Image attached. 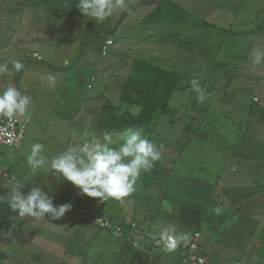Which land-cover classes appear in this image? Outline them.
<instances>
[{
  "label": "rangeland",
  "instance_id": "1",
  "mask_svg": "<svg viewBox=\"0 0 264 264\" xmlns=\"http://www.w3.org/2000/svg\"><path fill=\"white\" fill-rule=\"evenodd\" d=\"M161 1L126 0L128 11L120 10L107 21L96 23L80 13L78 0H0L1 62L18 59L17 50L23 43L33 50L40 43L41 53L50 61L44 65L46 76H55L56 70L63 73L55 87L47 80L29 83L34 91L24 117L29 121L26 137L20 148H0L6 158L0 163L2 168L8 167V161L13 169L16 165L28 169L25 157L33 141L44 143L45 154L51 156L70 144L72 137L83 139L86 131L100 135L90 125L101 117V102L118 103L127 82L125 73L134 60L153 62V50L168 45L163 43V33L153 35L156 25L142 24ZM170 1L182 7L189 19L186 24H171L172 35L181 41L191 38L192 43L176 63L164 65L180 74L183 84L155 131L143 132L164 146L154 169L174 173L163 196L174 193L182 198L175 204L177 212L168 217L185 222L189 234L201 231L213 251L235 258L247 248L252 224L264 219V65L254 68L251 64L253 49L264 48V0ZM19 25L29 30V38L21 39L25 34L20 30L9 43V30ZM106 38H112L115 45L103 56ZM47 39V44H42ZM170 44L177 50L184 46ZM5 55L8 59L4 60ZM4 77H0V88L10 83L9 77ZM192 79H198L206 90L204 103H198L197 94L190 91ZM54 88L61 92L56 102L51 100ZM48 171L44 168L34 174ZM144 173L136 191L124 199L130 207H140L150 194L154 198L161 194V190L146 189ZM66 186L71 192L76 190L69 183ZM184 203L186 214L181 208ZM218 206L220 215L214 212ZM1 208L5 209L4 204ZM83 218L85 224L79 226L80 215L71 208L59 220L48 216L29 221L36 225L41 221L42 235L35 233L38 229L23 230L18 225L13 240L1 234L0 255H7L10 243L17 264H27L26 256L35 262L33 256H40L47 264H94L93 259L96 264H173L160 248L153 250L155 257L144 256L141 261L117 250L111 257L105 256L107 244L117 242L88 216ZM79 253L85 259L79 260ZM209 256L213 258L212 251Z\"/></svg>",
  "mask_w": 264,
  "mask_h": 264
},
{
  "label": "clouds",
  "instance_id": "2",
  "mask_svg": "<svg viewBox=\"0 0 264 264\" xmlns=\"http://www.w3.org/2000/svg\"><path fill=\"white\" fill-rule=\"evenodd\" d=\"M76 7L84 17L96 23L107 21L120 10L128 11L126 0H78ZM251 56L254 68L264 65V48L253 49ZM24 70L25 65L20 59L0 62V77L12 72H24L26 75ZM46 80L55 87L54 75H47ZM190 91L197 94L198 103H204L208 98L198 79L190 81ZM32 103V97L18 90L14 84L0 88V118L13 120L25 117ZM163 147L149 139L142 128L126 127L104 131L102 135L86 131L82 141L70 143L64 150L51 156L45 154L44 143L33 141L25 158L30 171L50 168L83 195L100 201H121L136 191L142 172L150 171L155 162L161 160ZM9 185L7 200H0V203L6 202L20 218L38 221L50 216L52 220H59L71 211V203L55 206L49 193L42 187H33L25 194L21 191L25 186L23 182L10 180ZM214 212L220 215L222 208L218 206ZM158 238L163 251L172 253L181 246H187L190 234L169 224L159 230Z\"/></svg>",
  "mask_w": 264,
  "mask_h": 264
},
{
  "label": "crops",
  "instance_id": "3",
  "mask_svg": "<svg viewBox=\"0 0 264 264\" xmlns=\"http://www.w3.org/2000/svg\"><path fill=\"white\" fill-rule=\"evenodd\" d=\"M20 30L22 31L21 33L25 34L24 37L21 39L29 38V34H28L29 30L19 25V26H16L14 30L12 31L9 30V43H11L12 40L16 39L15 34L17 33V31H20ZM37 30L38 29L36 27L33 30V32H37ZM153 30H154L153 35L155 36L158 35V33L160 32L163 33L161 36L163 43L164 45L165 43L168 44L166 46L158 47V49L153 50L155 53V54H152L154 57L152 58L154 59L153 62L149 60H145L153 64L162 65L164 67V65H171V64L176 63L179 60V57L185 54L186 48L192 43L191 38L189 39L186 38L185 40L181 41L179 40V38L177 39V37L173 36L172 35L173 30L170 29V25H167V26L156 25ZM24 31L27 33H25ZM31 36H33L32 33H31ZM107 39L113 40L112 38H106L105 40ZM47 41L48 39L45 40V42H43L42 44H47ZM170 43H180V44H184V46L179 47V50H177V46L175 45L172 47ZM114 45H115V42H114ZM31 47L32 46L28 47V44L23 43V47L18 48L17 50L18 59H20L24 63L25 65L24 71L27 74L25 75L24 72L19 73V74L12 72L7 75L10 79L9 84H14L18 90H22L25 94L30 95V96L33 94L34 90H32L29 87V83L33 82L34 80L46 81V73L48 72L46 71L47 67L45 68L46 60H47V64L50 63V61L46 57L47 55L44 56L41 53V49L43 48V46L40 43L35 46L36 48L35 50H33L34 47L33 48ZM2 48H5V47H2ZM2 53L4 52L1 51L0 56ZM143 53L144 52L140 54H143ZM35 55H38L39 58H37ZM147 55L149 56L151 54L148 53ZM2 59L5 60L8 58L5 55L3 56ZM136 60L137 59L134 60V63ZM133 65L129 71L127 72L125 71L127 73V74L125 73L126 81H128L129 79ZM49 70L52 71L51 69ZM90 78H91V82H94L96 80L93 75H91ZM57 80H61V81L63 80V73L60 70H56V73H55V81H56L55 86H56ZM125 85H124V88H125ZM89 88H91V85L89 86ZM57 93L61 94V92L58 91V89H55V88L52 89V98H51L52 102H56ZM105 103L106 102L104 101L101 102L100 104L101 109ZM26 121L28 122V125H29V121L28 120ZM97 122H92L90 126L95 128V125ZM80 141H82L80 137L70 138V143L80 142ZM1 147L2 146H0V148ZM65 147H63L62 150H64ZM4 161L6 162V158L4 156V153L0 150V163H3ZM11 164L12 162L7 161V165H8L7 168L10 170V173L13 174V176L16 178V181H20L25 184L24 188L21 189L23 193H25L26 189H32L33 187H42L46 192L49 193L50 197L53 198V203L55 206H59V205L66 204V203H71L72 209L75 210V213L77 215H80L79 226L82 224H85L83 216H88L87 215L88 210L83 209L80 206V203L83 199V194L80 192L78 188L75 187L76 190H73V192H71V190H69L68 188L69 186H66V184L69 183L70 186H72V184L67 181H60L62 179L58 175H56L50 168L49 169L51 171H48L46 174H40L36 176L34 172L30 171L29 168L22 169L20 165H16V168L13 169L11 168ZM0 168L7 170L5 168H2L1 166ZM173 175H174L173 171L165 170V169L163 170V169L158 168L157 172L152 177L150 184H146V189L148 191H153V189L161 190V194L157 196L156 198H154L153 195L150 194L148 196V201H145V202L142 201L140 207L136 206V204H133V206L130 207L127 204H125L124 199L121 201H116L112 199L100 201L97 198V200L94 201V204L92 206H95L96 208L100 209L102 213L111 216L113 219L119 222H123V223L137 222L140 224L141 228L149 236L140 243L139 247H135L133 245V238H134L133 234H130L127 237H124L123 239H115L111 235V238L115 240L117 243L109 242L107 244V247L105 248V251H104L105 256L109 255L111 257V254L113 253L112 251L117 250L118 253L122 256L131 257L132 259H137L140 261L143 259L144 256L155 257L157 254L154 253L153 250L157 248L154 247L152 238L158 237V232L162 227L170 224V225H175L177 230L179 231L187 232L188 226L185 222L181 223L177 221L175 218H173L172 216L168 217L171 214H173L175 211L177 212V208L175 204L178 203L180 199H182L181 197L178 198L176 195H174V193L167 195V196H163L164 195L163 192H165V189L167 186L166 184L169 183ZM0 185L4 186L0 188V200L6 201L7 200L6 195L8 194L9 187H10L9 182L0 181ZM70 195L73 198H71ZM66 196L68 197L69 201L68 202L62 201L61 197H66ZM2 204H4L5 209L1 211ZM181 206H182L181 208L184 214H186V212L188 211L187 206L185 205V203ZM93 211L95 212V210ZM29 221L38 222L37 220H34L33 218H27L26 220H24V218L18 217L17 219V214L12 212V210L7 206L6 202L0 203V236L1 234H7V236L9 237V240L10 239L13 240L16 229L18 228V225H19V228H22L23 230L26 227H30L32 229H38L39 231H35V233L37 235L41 234V226H40L41 221H39L38 225L33 224ZM254 227H257V228L253 229ZM186 228L187 230H185ZM250 229H251L250 230V240H249V243L247 244V248L243 250L239 256L237 255L235 256V258H230V259L228 258L229 255H224V254L219 253L218 251L217 252L213 251L214 249L209 244L208 238H205L203 234L201 233V231L197 230V231H194L193 234H190V240L196 233L200 234V238L197 240V242L199 243L201 254L205 255V257L208 260L207 264H232L235 262H242L245 264H264V219L260 220L258 225L253 226L252 224ZM13 244L14 242H11V245ZM8 245H9L8 246L9 250L7 252V255L6 254L0 255V259L2 257L1 261L3 264H17L16 257L10 253V243ZM184 247L186 246H181L175 252H172V253L163 251V247L158 250H161L163 257L169 258V260H171V263L185 264L184 262L185 254L183 250ZM211 251L213 252V258L209 256ZM33 257L36 258V262L29 260L28 256H26L24 260L27 264H33V263L37 264V261H39V264H47V259H44L40 256L39 257L33 256ZM78 258L79 260L85 259L81 253H79ZM92 263L96 264V260L93 259Z\"/></svg>",
  "mask_w": 264,
  "mask_h": 264
},
{
  "label": "trees",
  "instance_id": "4",
  "mask_svg": "<svg viewBox=\"0 0 264 264\" xmlns=\"http://www.w3.org/2000/svg\"><path fill=\"white\" fill-rule=\"evenodd\" d=\"M188 21V16L182 7L170 0H163L155 8H153V10L146 15V17H144L142 24L147 26H167L171 24H186ZM203 25L211 26L207 23H203ZM182 84L183 78L180 74L173 72L162 65L137 59L133 65L131 74L118 103H105L103 105L102 114L95 125V129L100 135H102L104 131L122 130L126 127H136L142 129L151 128L155 131L165 116L171 100L176 95ZM148 133L149 132L146 134ZM154 168L155 166H153L150 171L145 172L144 179L146 184H150L152 177L157 172ZM6 169L9 170L8 168ZM7 172L10 173V170ZM61 200L64 202L69 201L67 196L61 197ZM95 200H97V198H91L83 195V199L80 203L81 208L88 210L87 215L93 223L94 215L104 214L100 211V209L92 206ZM93 210H95V212ZM132 223L133 222L123 224L130 226ZM137 224L140 226L139 223ZM199 238L200 234L196 233L191 238L187 246L183 248L185 254V264L189 263L185 261V251L193 242L198 244V252L201 254L200 246L197 242ZM153 245L156 248L163 247L155 246L154 242Z\"/></svg>",
  "mask_w": 264,
  "mask_h": 264
},
{
  "label": "built area",
  "instance_id": "5",
  "mask_svg": "<svg viewBox=\"0 0 264 264\" xmlns=\"http://www.w3.org/2000/svg\"><path fill=\"white\" fill-rule=\"evenodd\" d=\"M114 45V41L107 39L101 50L103 56H107L109 50ZM39 58L38 55H35ZM28 128V122L22 117L13 120H7L0 118V146L8 148H20L23 140L25 139ZM10 180H16V178L9 172L0 168V181L9 182ZM31 189H26L27 194ZM93 221L97 227L102 230L108 231L115 239H123L130 234L134 235L133 245L139 247L140 243L149 237L146 232L137 223L133 222L130 226H126L123 223L111 218L109 215L97 214L94 215ZM198 237V235H197ZM155 246L161 247L162 244L158 237L152 238ZM198 244L193 242L186 249V262L195 264H207V258L198 252ZM232 264H245L242 262H235Z\"/></svg>",
  "mask_w": 264,
  "mask_h": 264
},
{
  "label": "water",
  "instance_id": "6",
  "mask_svg": "<svg viewBox=\"0 0 264 264\" xmlns=\"http://www.w3.org/2000/svg\"><path fill=\"white\" fill-rule=\"evenodd\" d=\"M189 264V263H188ZM190 264H195V263H190Z\"/></svg>",
  "mask_w": 264,
  "mask_h": 264
}]
</instances>
